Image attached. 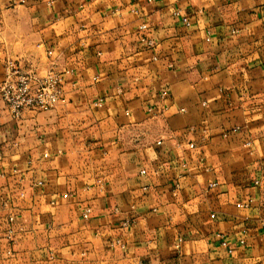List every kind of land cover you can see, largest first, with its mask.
Instances as JSON below:
<instances>
[{"label": "crops", "instance_id": "0c3cea01", "mask_svg": "<svg viewBox=\"0 0 264 264\" xmlns=\"http://www.w3.org/2000/svg\"><path fill=\"white\" fill-rule=\"evenodd\" d=\"M9 61L69 74L0 98V264H264V0H0Z\"/></svg>", "mask_w": 264, "mask_h": 264}, {"label": "built area", "instance_id": "2783aa9c", "mask_svg": "<svg viewBox=\"0 0 264 264\" xmlns=\"http://www.w3.org/2000/svg\"><path fill=\"white\" fill-rule=\"evenodd\" d=\"M174 16L179 17V14L174 13ZM182 22L186 26L190 25L186 18H182ZM145 28L143 25L140 30ZM147 45L152 46V43L147 42ZM68 74L67 70L64 73H57L51 68L45 76L40 77L34 72H24L16 62H7L4 78L0 82V98L10 118L18 121L27 110L42 112L64 104L63 76ZM149 112L153 113V109H149ZM212 187L215 185H210V188ZM89 214L90 209H85L82 218L88 219ZM8 222L10 225L13 224L14 218L9 217ZM8 233L11 234L12 230L9 229Z\"/></svg>", "mask_w": 264, "mask_h": 264}]
</instances>
